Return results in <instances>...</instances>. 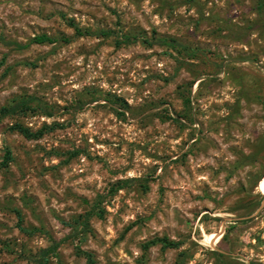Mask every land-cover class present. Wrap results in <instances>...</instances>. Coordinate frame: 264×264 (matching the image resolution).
Masks as SVG:
<instances>
[{"label": "rangeland", "instance_id": "1", "mask_svg": "<svg viewBox=\"0 0 264 264\" xmlns=\"http://www.w3.org/2000/svg\"><path fill=\"white\" fill-rule=\"evenodd\" d=\"M258 1L0 0L6 40L70 39L0 42V108L29 94L52 112L0 119V163L7 149L12 157L0 165V264H38L98 199L91 230L61 240L44 264H85L77 246L95 264H175L181 251L184 264H264ZM67 19L92 31H155L196 57L140 39L116 45L114 34L73 36ZM16 122L58 126L28 139L9 128ZM164 237L178 246L150 243Z\"/></svg>", "mask_w": 264, "mask_h": 264}, {"label": "trees", "instance_id": "2", "mask_svg": "<svg viewBox=\"0 0 264 264\" xmlns=\"http://www.w3.org/2000/svg\"><path fill=\"white\" fill-rule=\"evenodd\" d=\"M264 6V0H259L258 1V8H263ZM67 24L73 28L74 30V35L73 36H82V35H97V36H108L111 34L115 35V44L120 45L122 43H129L133 42L136 40H141L144 42L147 46H152L154 44H160V45H166L172 49H174L178 54H180L182 57L187 56L191 59L196 57V51L192 47L180 43L176 38L174 37H169V36H157L155 35V31H153V35L151 37H148L142 32L138 33H124V32H114L111 29H98L95 31H92L87 28H82L80 27L73 19H67ZM57 40H63V41H69L70 39L66 37L65 35H60V36H52L46 33H40L34 35L28 43L25 45H22L16 41L12 40H6L1 34H0V42L3 44L7 45H14L17 48H22L24 46H28L30 43H37V44H44V43H54ZM177 61L179 63H186L187 61H182V59L177 58ZM34 64V63H33ZM188 64V63H187ZM264 94V93H263ZM191 100L188 97H185V102H190ZM114 103L118 104L116 107L119 109L120 114H124L125 110L128 108V105L126 101L120 97H117L114 99ZM47 105L46 103L42 102L38 97L35 95H29V94H22L19 96H16L14 99L11 100L6 105H3L0 108V119L4 116L7 115H12V114H27V113H42L44 115H51L52 112L47 110ZM51 108V107H49ZM56 126H58L57 123H52V124H43L40 128L36 130H32L29 126L23 125L19 122L13 123L9 128L13 131H17L21 135H23L25 138L28 139H36L41 137L44 132L50 131L54 129ZM12 160L11 153L9 149L6 150V154L4 156L3 161L0 163L1 166H7L8 162ZM131 180V179H130ZM127 180L125 181H117L115 184L110 189V192L114 193L118 191L119 189L123 188L126 184ZM100 201L99 199L92 205V207L86 211L84 214L81 216L77 217L73 223H70V234L67 235L65 238L61 239L64 240L70 236H76L77 234L84 235L86 232H89L91 230L90 228V223H89V218L93 214H100L99 212V206ZM264 207V206H263ZM14 212L17 214L18 221L21 222L22 217L21 213L18 209H14ZM22 230L30 233V232H35L37 229L32 228L27 229L25 227H21ZM55 241L52 239V243L46 247L43 248L39 251L38 257H37V262L38 264H44L48 260L49 254H54L56 255L57 247L59 243L61 242ZM162 242V247H176L178 246V242L168 240L165 237L161 239H156L150 241V243H156V242ZM147 246V245H144ZM76 253L78 255H81L85 258V264H95V259L94 255L92 252L88 250H83L79 246L76 247ZM185 252L181 251L178 258L175 261V264H184V257Z\"/></svg>", "mask_w": 264, "mask_h": 264}, {"label": "bare ground", "instance_id": "3", "mask_svg": "<svg viewBox=\"0 0 264 264\" xmlns=\"http://www.w3.org/2000/svg\"><path fill=\"white\" fill-rule=\"evenodd\" d=\"M264 203V199L262 200V204Z\"/></svg>", "mask_w": 264, "mask_h": 264}]
</instances>
